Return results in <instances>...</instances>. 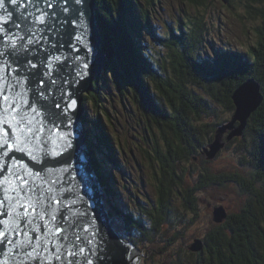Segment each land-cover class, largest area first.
I'll return each mask as SVG.
<instances>
[{"label":"rangeland","instance_id":"1","mask_svg":"<svg viewBox=\"0 0 264 264\" xmlns=\"http://www.w3.org/2000/svg\"><path fill=\"white\" fill-rule=\"evenodd\" d=\"M124 2L127 6L123 9L129 11V15L140 18L139 22L148 13L144 23L136 22L137 29L143 28L137 30L140 39L138 34H131L133 39L125 41L126 34L123 32H134L130 31L128 23L121 28L123 32L119 39L128 42L131 51L128 52L129 56H124L126 61H130L131 74L136 73V63L140 61L135 54L139 44L143 45L140 50H148L149 55L170 62L174 59L175 66L167 62L168 68L174 70L171 69L173 71H169V79H165L172 86V90L169 87L172 104L169 106L163 100L159 102L162 106L168 105L166 109L172 115L166 122L151 117L144 110L136 97V86L130 79L123 78L122 86L110 66L107 67L110 70L107 77L104 76L110 55L100 49L107 58L101 74L94 78L92 88L94 90L95 80L100 76L110 83L106 85L102 82L100 85L103 90L101 103L98 99L96 102L93 100L94 94L90 96L92 100H83L84 110L80 120L91 168L97 179L100 177L102 180L99 182L104 194L101 199L111 227L118 233L120 240L131 243L139 250L140 255L135 258L144 255L138 264H193L195 260L203 264H225L227 257L214 259L209 249L216 247L218 242L225 246L222 233L226 235L227 231L218 235L215 233L216 226L226 224L230 217H234L230 229H240L239 218L235 215L248 201L244 191H248L250 184L239 180L236 170L243 168L249 172L248 166L251 165H247V160L250 162L252 158L244 159L246 163L240 161L238 152L246 144L245 134L250 136L253 132L255 137L259 129L258 121L264 118V0H143L145 6L141 9L126 0ZM97 4L94 10L98 17L101 8ZM129 15L127 17L132 19ZM98 30L99 34L102 33L100 23ZM172 34L182 36L185 44L192 35H197L193 39L199 61L196 60L194 66L199 70L205 64L201 61L211 60L220 51L226 56L227 62L225 58L216 61L214 70L209 71L207 76L201 72L187 73V63L183 67L180 63L184 50L174 44ZM157 37L164 39V42L158 41ZM212 52L214 55L211 57ZM131 56H135L136 60ZM228 59L233 64H229ZM179 65L181 70L177 69ZM149 70L151 72L152 67ZM249 83L252 87H258L261 102L250 104L253 110L246 117V126L240 135L231 136L232 130L227 129L221 140H217L219 128L232 122L237 113L240 117L247 110L238 105V99L247 98L241 89ZM120 88L124 89L121 91ZM239 90V94L243 95L241 98H237ZM88 93L83 95L88 97ZM193 93L195 96L208 97L216 113L207 110L210 114L207 118H198L199 113L202 115V108L195 105ZM153 94L159 96L161 92L155 90ZM186 120L193 127L186 125L184 131L180 125ZM235 122L236 126L242 124L240 120ZM249 127L253 131L245 133ZM183 131L189 134L185 135ZM216 141V145L220 146L221 143L222 146L213 157H209L208 150ZM158 144H163L167 150L160 149ZM171 144L179 152L175 158L180 165L175 166V169L180 178L173 190L164 196L159 186L163 182V159H166L168 145ZM223 155L225 158H222ZM206 177L215 182L205 184ZM164 179L168 182L167 178ZM221 208V212L224 211L227 216L220 223L215 221V213ZM127 212L132 217L124 214ZM117 224L120 225L119 229ZM139 226L145 228L140 229ZM204 237L215 239L207 245Z\"/></svg>","mask_w":264,"mask_h":264},{"label":"snow or ice","instance_id":"2","mask_svg":"<svg viewBox=\"0 0 264 264\" xmlns=\"http://www.w3.org/2000/svg\"><path fill=\"white\" fill-rule=\"evenodd\" d=\"M72 3L76 7L69 9L68 0H55V3L53 0H0V255L17 257L19 264H93L89 259L94 252L92 244L100 236L98 228L89 231L90 225L76 231L81 227L80 218L87 213L76 209L77 200L73 198L68 179L74 170L76 142L72 129L80 119L78 101L96 66L95 49L90 42H85L90 0H72ZM29 5L33 8L31 12H28ZM21 7L33 18L25 35H17L6 27L10 22L19 27L13 16ZM65 23H72L77 29V34L70 37L71 53L61 54L59 50L64 45L52 42L51 51L45 50L41 56L39 46L49 40L43 33H50ZM37 24L39 28H35ZM81 49L88 54L81 56ZM214 64V61H205L204 70H214ZM108 71L104 70L105 77ZM25 92L30 93L27 98ZM49 125L63 133V151L55 152L52 159L62 165L59 171L64 175L37 184L35 179L30 181L16 171L13 153H27L40 163L24 144L43 148L48 155L49 141L45 134L51 131ZM40 176V172H35V177ZM57 203L63 207H55ZM69 212L76 219H70ZM9 216L16 221L14 224L9 223ZM58 220L60 223L55 227L59 244L41 239L38 233ZM116 227L119 229L120 225ZM108 243L115 260L120 236L110 232Z\"/></svg>","mask_w":264,"mask_h":264},{"label":"trees","instance_id":"3","mask_svg":"<svg viewBox=\"0 0 264 264\" xmlns=\"http://www.w3.org/2000/svg\"><path fill=\"white\" fill-rule=\"evenodd\" d=\"M122 1L124 0H106V1L97 0V3H98L97 5L99 6V8H101L100 9L101 14H98L99 15L98 20L100 23L101 30L103 32L102 36L104 35L103 36V41H104L103 50L105 53H108L110 55L108 59V64L110 65V68H112L115 71V77L119 79L118 81L120 82L123 81V78L124 79L126 78L127 80L130 79L132 84L136 86V89H137L136 97L138 101L142 103L144 110H146L148 114H150L151 117H154L158 120H163V121L168 122L167 120H169L170 117H172V115L170 114V111L166 109L167 108L166 106H168L170 103L172 104V99L170 97V90H169V87H171V90H172V86H171V83L165 79H169V75H170L169 71L173 69V68L171 69L168 68L167 62L172 63V66L174 67L175 61L173 59L172 62H170V61H167V59L163 60L162 57L157 58V57H154L153 55H149L150 53H148V50L146 49L143 51L140 50L143 45L139 44L135 54L137 55V57L140 58V61L136 63V73L131 74L130 61L129 60L126 61V58H125L126 56H129L128 52H131V51H129L128 49V42H125V41L133 39V36L131 34L133 35L138 34L137 35L138 39H140L139 33L137 32L138 29L136 28V25H137L136 22L138 21L139 24L144 23L145 22L144 19L146 18L148 13H146L144 17L141 16L142 20L140 22H139L140 18H138L137 16L136 17L134 16L135 18L132 17V19L128 18L127 15L130 13L125 11V9H123L125 6H127V4H124ZM135 1H137V3H134ZM193 1L197 2V0H193ZM126 2L133 3L134 7L137 9H141V7H143L144 5L143 0H126ZM119 4H121L122 6L120 5L121 6L120 7ZM117 11H120V12H117ZM127 23L129 24L130 31L134 33L123 32L121 30V28L125 27ZM121 32L126 34L124 38L125 41L121 40L122 38L119 39V37H121L122 35ZM137 36H135L136 39H137ZM172 36L174 37L173 39L175 41L174 44H178L184 50L182 53L183 54L182 58H180V63L182 64L181 67H183L184 63L186 62L188 65L186 67L187 73L191 71L194 73L197 72V74L201 72L202 74H205L206 76L208 73L210 74L209 71L204 70V67L201 68V70H199L198 67L194 66L195 61L196 60L199 61L197 50H196L197 45L193 39V37L197 38V35L195 34L192 35L193 37L191 39H188L186 41L187 42L186 44H185V41L182 40L183 39L181 38L182 36H177L175 34L174 35L172 34ZM172 36H171V39H172ZM161 40L164 42V39H161ZM221 52H219L218 55H214L215 59L211 58V61L216 62V61H220L221 59L225 58L224 60L227 62L226 56L223 55ZM252 55L254 56L253 53ZM195 56L197 58H195ZM132 59L130 60L133 63H135ZM205 60L201 62H205ZM230 63L233 64V62L229 61V64ZM109 65H106L105 69H107ZM139 65H142L144 68ZM234 65L236 67V64ZM149 67H152L153 69L151 70V72L149 70ZM181 67L179 65L177 69L181 70ZM128 70H129V73H128ZM125 71H127V73ZM200 76L203 77L204 75H200ZM104 79L105 78L98 77L95 80V88L90 93H88L87 101H89V99H91L90 96H93L94 94L93 100L95 101L96 99H98V101H100L101 103L100 97L102 96L101 93L103 90L100 88V85L102 84V82L106 85H109L110 83V82H105ZM113 80L115 81L114 75H113ZM121 85L124 86L122 82H121ZM122 89L124 88H120L121 91ZM155 90L160 91L161 94L159 96H155V94H153ZM193 95H194L193 96L194 102L196 103L195 105H199L202 108V110H200L202 111V115L198 114V118H203V117L207 118V116L210 115L209 112L207 111L208 108L210 107L211 108L209 109V111L216 113L215 112L216 109H214L213 105L209 103L210 101L208 97L206 98L199 94L198 95L196 94L195 96L194 93ZM162 100L166 101L168 105L163 104L164 106L163 107L162 104L159 103ZM194 102H191V103L194 104ZM99 105L97 106L100 107L101 105L100 106ZM195 105H193V107ZM258 123H259V129H257V131L255 130L257 132L256 136L254 137L253 132L250 133L251 134L250 136L245 134L247 138L246 144L244 147L242 148L240 147V152H238L241 156L239 159L240 161H243L244 159L247 160L248 157L252 158L250 162H248L247 160V165H251V166H248L249 172L248 170L244 171L243 168L236 170L237 178L239 180L241 179V181L244 180L243 182L244 183L246 182V185L250 184V186H248L249 187L248 191H244L246 195H248V198H247L248 201L246 204H244V206L240 210V213L238 215H235V217L239 218L238 221H240V229H236V231H234L233 229H230V227H232L231 223L232 221H234V217H230L229 221L226 224L216 226L215 233H218V235L222 231H227L226 235L225 233H222V235L224 236L223 243L225 246L219 245L218 244L219 242H218L216 247L213 246L212 249L211 247L209 249L211 256L214 259L220 260L224 256L227 257V261L225 264H264V118L259 120ZM186 125L193 127L192 123H189L186 120L181 123L180 125L181 130L182 128L184 129V126ZM249 131H253L251 127H249L245 133H248ZM184 133L185 135H188V133L186 132ZM108 144L110 143L108 142ZM158 145L160 149L163 148L164 150H167V147H163L164 146L163 144L162 145L158 144ZM177 152H178L177 150L173 149L172 144L168 145V152L165 157L166 159H163V163H164L163 182L160 183L159 187H160V193L163 192L164 196H165V193H168V192L170 193V190H173L174 184H177L178 183L177 179L180 178L178 172H176V169H175L176 168L175 166L180 165V162L176 160L175 158V155H177ZM222 158H225V156L223 155ZM240 164L242 166L244 165L242 163ZM164 178H167L168 182L165 181ZM206 178L205 179L207 183L205 181V184H210V183L215 182V181H212L210 177H206ZM164 189H167L168 191L165 192ZM189 208L190 210H192L191 209L192 207L189 206ZM128 216L132 217V214L129 213ZM255 227L257 228V230H255ZM139 228L144 229L145 227H139ZM207 235H209V232L207 233ZM208 237L203 238L205 241L202 239L205 243H207V245L211 241H214L215 239V237L213 239H207ZM193 264H203V263H199V260H195L193 261Z\"/></svg>","mask_w":264,"mask_h":264},{"label":"water","instance_id":"4","mask_svg":"<svg viewBox=\"0 0 264 264\" xmlns=\"http://www.w3.org/2000/svg\"><path fill=\"white\" fill-rule=\"evenodd\" d=\"M53 2L55 3V0H53ZM66 6L69 7V9L76 7L75 5H73L72 0H68V4ZM8 7L10 9H14V6L11 4H9ZM95 7L96 2L94 0H90V3L87 5L88 11L86 23L88 25V32L85 37V42H90L91 46L95 49L96 66L92 70L90 82L86 85V90L84 92H88L89 88L93 86L95 75L100 69L102 70L103 60L105 59V55L100 50L101 48L99 46L100 36L94 17ZM31 11H33V8L31 5H29L28 12ZM28 12H25L23 7H21L20 10L15 11L13 20L16 22V24L19 25V27H14L13 23L11 22L8 23L6 27L17 33V35H25V29L32 26L33 20L32 17L28 16ZM63 15L64 14L61 13L62 17ZM22 16L25 17V19H22ZM35 28H39V25L37 24ZM43 34L47 36L49 40L47 43L42 42L39 46V54L41 56L44 55L45 50L51 51L50 44L52 42H55L58 45L63 44L64 48L60 49L59 51L61 52V54L68 55L72 51V49L69 47L70 43L72 42L70 40V37L77 34V29L72 23H65L62 27L57 25L54 31L50 33L45 32ZM87 54L88 53L85 49H81V56ZM242 89H244L242 91L245 94L244 96H246L247 98L245 100L238 99V105L247 110L244 111V113H242L240 117L237 113L233 121L228 123L227 126H221L219 128V131L217 132V140H221L222 134L226 132L227 129L232 130L231 136L240 135L242 129L246 126V117L253 110L250 104L255 101L259 103L261 102L262 97L258 92L257 86L252 87V85L249 83L245 84ZM239 93L240 90L237 92V98H241L243 96ZM28 95H30V93L25 92V98H27ZM80 103L81 98L78 101V105L81 109V116L83 109L80 106ZM236 120H240L242 122L241 126L235 125ZM49 128H51V131L45 134V138L49 141L47 145L48 155H45V150L43 148L36 149L31 143L24 144V147L26 149L30 150L36 155L40 163H37L33 159H31L27 153H13V162L16 163V171L26 176L30 181L35 179V182L37 184H43L44 181H54L57 179V177H63L64 175L59 171L62 165L58 164L52 159V155L55 152L63 151L64 141L61 138L63 133L59 129L52 128V126L50 125ZM72 132L73 139L76 142L75 156L73 158L74 170L72 171V174L70 177H68V179L71 181L70 187L73 193V198L77 200L76 209L81 212L87 213V216L80 218L81 227H78L76 231L80 232L82 227H87L90 225L91 227L89 228V231L98 228L100 233V236L93 240L92 248L94 252L93 255L89 257V259L93 261V264H138L141 257L144 255H141L139 258H134L136 255H140L139 250L135 249L131 243L125 244L122 240H120V246H118V254L116 259H112L113 252L111 245L108 243L109 233L112 232L114 235L116 234L111 228L110 219L107 215V212L104 210V204L101 199L104 194L100 187L99 181L90 165L80 119L78 120L76 126L72 129ZM217 143L218 142L216 141L210 146L211 150H208L209 157H213L222 146L221 143L220 146L216 145ZM46 168H52L53 170L47 171ZM35 172H40L41 176L35 177ZM55 194L58 196L60 195L59 193ZM54 206L58 208L63 207L61 203H57ZM221 211L222 208L215 213V220L223 221L226 218L227 214L224 211ZM68 216L70 217V219H76L72 216L71 212L68 213ZM8 220L9 223L13 224L16 222L12 220L11 216H9ZM57 223H60V221L58 220L56 222L49 223L47 229L44 232L38 233L41 239H46L50 243L55 242L56 244H59V240L56 238L55 225ZM82 234L88 235V233ZM21 239L23 240L25 238L22 237ZM130 251H132V261L129 260ZM49 260H51V256H49ZM0 264H19V260L17 257L5 253L3 255H0ZM61 264H63V262H61ZM141 264H144V262Z\"/></svg>","mask_w":264,"mask_h":264},{"label":"bare ground","instance_id":"5","mask_svg":"<svg viewBox=\"0 0 264 264\" xmlns=\"http://www.w3.org/2000/svg\"><path fill=\"white\" fill-rule=\"evenodd\" d=\"M95 2H96V4H97V0H94ZM106 1V0H105ZM123 3L125 4V2L123 1ZM121 4H119V6H120ZM118 6V7H119ZM122 6V5H121ZM120 6V7H121ZM97 7V6H96ZM99 7V6H98ZM133 9V8H132ZM126 11V10H125ZM117 12H120V11H117ZM129 12V11H128ZM130 13V12H129ZM129 15V14H128ZM129 16H131V17H134V16H132V15H129ZM94 17H95V22H96V25H97V27H98V24H99V20H98V17H97V15L94 13ZM113 17V16H112ZM97 18V19H96ZM98 20V21H97ZM139 20V19H138ZM194 20V19H193ZM113 21V20H112ZM138 22V21H137ZM181 23V22H180ZM120 26V25H119ZM142 27V26H141ZM169 27V26H168ZM138 29H143V28H138ZM106 31V30H105ZM115 32V31H114ZM118 32V31H117ZM103 33V32H102ZM102 33H100L99 34V36H100V39L102 40H100V47H102L103 45H104V41H103V36H102ZM108 33V32H107ZM112 33V32H111ZM109 34V33H108ZM122 36V35H121ZM164 38V37H163ZM157 39H158V41H161V39L159 38V37H157ZM122 40V39H121ZM109 43V42H108ZM170 43V42H169ZM136 45V44H135ZM151 47V46H150ZM252 47H253V45H252ZM101 49H103V47L101 48ZM129 49V48H128ZM203 49V48H202ZM229 50H231V49H229ZM253 50V49H252ZM107 51V50H106ZM241 51V50H240ZM221 52V51H220ZM200 53V52H199ZM211 53V52H210ZM213 53V52H212ZM107 54V53H106ZM210 55V54H209ZM214 55V53L213 54H211L210 56L212 57ZM240 57V56H239ZM244 57H245V55H244ZM106 58H107V56L105 57V59L103 60V64H104V61L106 60ZM132 58V57H131ZM173 59V58H172ZM212 59H215L214 57L212 58ZM133 60H136V58H135V56H134V58H133ZM108 61V60H107ZM184 61V60H183ZM107 64V63H106ZM199 64V63H198ZM105 66V65H104ZM110 66V65H109ZM219 66V65H218ZM219 68V67H218ZM100 72V73H99ZM98 74L100 75L101 74V69L98 71V73L95 75V77L96 76H98ZM240 75V74H239ZM101 77V76H100ZM94 82V81H93ZM229 83V82H228ZM95 84V83H94ZM231 84V83H230ZM93 87V86H92ZM92 87H90L89 88V90L88 91H92L93 90V88ZM208 87V86H207ZM128 90V89H127ZM263 92V91H262ZM88 92H84L83 94H87ZM263 94V93H262ZM87 99V97L86 96H84V95H82L81 96V103H80V106L82 107V109L84 110V108H83V100H86ZM159 106V105H158ZM160 107V106H159ZM209 110V109H208ZM239 111V110H238ZM200 114V113H199ZM128 116V115H127ZM80 118H81V116H80ZM83 121V120H82ZM80 123H82L81 122V120H80ZM189 134V133H188ZM113 135V134H112ZM83 136H84V139H85V135L83 134ZM91 140V139H90ZM251 143V142H250ZM85 146H86V144H85ZM220 150V149H219ZM88 154V153H87ZM97 156V155H96ZM95 156V157H96ZM103 158V157H102ZM94 167V166H93ZM112 168V167H111ZM98 181L99 182H101L102 180H101V178L99 177L98 178ZM103 184V183H102ZM250 186V185H249ZM263 186V185H262ZM104 187V186H103ZM201 188V187H200ZM249 188V187H248ZM251 188V187H250ZM102 189V188H101ZM103 190V189H102ZM105 191V190H104ZM193 191V190H192ZM252 191V190H251ZM108 194V193H107ZM152 195V194H151ZM259 195V194H258ZM108 196H109V194H108ZM154 196V195H153ZM192 197V196H191ZM153 198V197H152ZM151 198V199H152ZM111 201V200H110ZM102 202H103V200H102ZM104 204V203H103ZM106 208H108L107 206H106ZM109 209V208H108ZM118 209V208H117ZM150 209V208H149ZM195 209V208H194ZM104 210L106 211V209H105V205H104ZM151 210V209H150ZM167 211V210H166ZM107 212V211H106ZM125 212V211H124ZM176 212V211H175ZM215 212V211H214ZM120 213V212H119ZM108 214V213H107ZM124 214H127L128 215V212L127 213H124ZM216 215V214H215ZM124 217H126L125 215H123ZM109 217V216H108ZM128 217V216H127ZM126 217V218H127ZM110 219V218H109ZM131 221V220H130ZM215 221H217V220H215ZM217 222H220L221 223V221H217ZM169 223V222H168ZM171 223V222H170ZM110 226H111V224H110ZM129 227V226H128ZM140 227V226H139ZM141 227H143V226H141ZM184 227V226H183ZM112 228V227H111ZM134 228V227H133ZM113 229V228H112ZM114 229H115V227H114ZM114 231V230H113ZM115 232V231H114ZM115 234L117 235L118 233H116L115 232ZM140 237V236H139ZM133 239V238H132ZM139 239V238H138ZM137 239V240H138ZM125 240V239H124ZM197 240V239H196ZM124 242V241H123ZM134 242H135V239H134ZM125 243V242H124ZM126 244V243H125ZM168 245V244H167ZM132 251H130V256H129V260L130 261H132ZM135 258V257H134Z\"/></svg>","mask_w":264,"mask_h":264}]
</instances>
